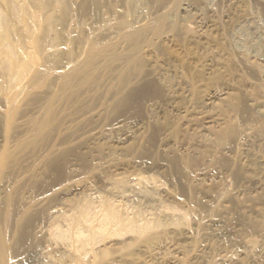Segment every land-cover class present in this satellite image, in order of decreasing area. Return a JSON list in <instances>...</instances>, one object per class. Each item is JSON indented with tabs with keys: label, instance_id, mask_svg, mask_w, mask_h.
I'll return each mask as SVG.
<instances>
[{
	"label": "rangeland",
	"instance_id": "374dc122",
	"mask_svg": "<svg viewBox=\"0 0 264 264\" xmlns=\"http://www.w3.org/2000/svg\"><path fill=\"white\" fill-rule=\"evenodd\" d=\"M0 27L31 63L7 71L0 49V196L14 193L17 249L0 263L264 264V0H0ZM100 41L121 60L100 57L69 97L67 74ZM126 55L142 73L123 82ZM49 106L58 124L23 149ZM85 206L84 240L107 208L140 231L96 229L78 252L71 219Z\"/></svg>",
	"mask_w": 264,
	"mask_h": 264
},
{
	"label": "bare ground",
	"instance_id": "6f19581e",
	"mask_svg": "<svg viewBox=\"0 0 264 264\" xmlns=\"http://www.w3.org/2000/svg\"><path fill=\"white\" fill-rule=\"evenodd\" d=\"M175 10V9H174ZM164 20H165V18L163 17V16H161V17H158V18H156V19H154V20H152V21H150L149 23H148V25L149 26H151V28H153V27H155V28H159L161 25H162V23L164 22ZM153 30H155V29H153ZM139 32L140 31H135V30H132V29H130V30H128V32H127V35H126V33L124 32V36H127L128 38H134L133 36H136V35H138L139 34ZM251 44V43H250ZM245 45V44H244ZM254 45V44H253ZM109 45H107V44H105V43H103L102 41H100V42H98L93 48H92V50L90 51V54H89V56H88V58L86 59V62L85 63H83L82 65H77V66H74L73 68H72V70L71 71H69V73L67 74V77H66V81H65V83H64V87H68V86H70V92H68V94H69V97H70V95L71 96H73V94L75 93V82L76 81H78L79 80V77H83V78H81V79H83L82 81H78V83L80 84V87H81V85L84 87V86H87L88 84H90L93 80H92V74L93 73H90V72H87V70L88 69H91V67H93V64H95V62L98 60V59H100V57H105L106 55H108V57H106V58H104V60L105 59H107L108 60V58H110L109 60H108V65H111L112 63H115V62H118V60H121V59H119V58H117V56H113L112 55V50H111V48H109L108 47ZM242 47V46H241ZM1 48H6V52H5V50H2V53H4V55H3V57H2V66H3V68H5V69H7V71H15V72H18V71H20L22 74H23V72H28V70L31 68V63L28 61H23V62H19V60H17L16 58H15V51L12 49V50H10V47L8 46V43H7V33H6V30H2L1 29V27H0V49ZM244 50H247L248 51V47H242ZM17 53V52H16ZM110 54H111V56H110ZM254 56H257V58L259 57V58H261V59H264V52L262 51V53H258V51H254ZM131 55H129V56H125V61H126V68L125 69H121V70H119L120 72L118 73V77H119V79H121V81H123L124 82V80H126V81H128V79L130 80V78L132 77V75H133V73H135V75H137V74H139L140 72L142 73V71H140V66H138L139 64H138V61L136 60V59H134V58H132V56L130 57ZM124 57V56H123ZM122 58V57H121ZM123 59V58H122ZM27 60V59H26ZM106 60V61H107ZM32 62V61H31ZM105 63H107V62H105ZM34 65V64H33ZM107 65V67H109ZM33 68V67H32ZM35 68V67H34ZM33 68V69H34ZM37 69V68H36ZM107 69V68H106ZM93 71V70H92ZM26 72V73H27ZM36 72V71H35ZM85 72H87V73H85ZM11 73V72H10ZM38 73V72H37ZM84 73L86 74L85 76H83L84 75ZM89 73V74H88ZM25 74V73H24ZM35 74V73H34ZM88 74V75H87ZM30 75V74H29ZM38 74H35L34 75V77L32 78V80H31V82L32 81H34V80H36L37 79V77L40 75H38ZM94 79V78H93ZM96 80V79H95ZM98 80V79H97ZM95 82V81H94ZM77 84V83H76ZM79 84H78V87H79ZM91 85V84H90ZM96 85V84H95ZM82 87V88H83ZM77 88V87H76ZM95 88V87H94ZM81 89V88H80ZM79 89V90H80ZM76 91H77V89H76ZM67 93V92H66ZM76 95V94H75ZM7 100V99H6ZM54 100H56L55 98H54ZM53 100V101H54ZM9 101V100H8ZM127 101V100H126ZM8 103V102H7ZM126 103V102H125ZM128 103V105L126 104V106L128 107L129 106V101L127 102ZM8 105L9 106H7V107H10V110H9V112H8V116H7V118H6V122H8V123H12V121L14 120V117L16 116V110L15 109H13V108H11V100L9 101V103H8ZM124 108H125V104H124ZM8 109V108H7ZM6 112V111H5ZM4 113V112H3ZM203 114V113H202ZM31 119V118H30ZM57 118H55V112H54V110L52 109V107L51 106H49L48 108H46V110H44V112H43V115H42V117H40V118H38L37 119V117L36 118H34V119H31V121H30V125H31V128H32V130H31V132H32V140H30V141H26V139L25 140H22L21 142H20V145H21V147L23 148V149H33V148H35V147H37L39 144H40V142L42 141V140H44L45 139V137H47L49 134H50V132L53 130V128L54 127H56V124H58V123H56V122H58L57 120H56ZM30 139V138H29ZM20 147V148H21ZM27 151V150H26ZM24 152V151H23ZM32 152V151H31ZM10 150L8 149V150H6L4 153H3V155H2V157L0 158V167L1 168H5V167H10V166H8V158L10 157ZM63 162V161H62ZM9 163H10V161H9ZM53 163V162H52ZM11 165V164H10ZM56 166V165H55ZM12 167V166H11ZM43 189V188H42ZM3 194V193H2ZM15 199H14V193H10V194H3V196H0V217L1 218H3V220H4V222H2V223H4V226L2 225L1 227H0V258H3L4 259V257H6V256H10V254L12 253V254H14V251L15 250H17V249H15L14 251H13V249L10 247H8L9 246V244H8V242H7V235L8 234H10V233H8V223H10V220L12 219V217H13V215L15 214L14 213V211H15ZM2 203V204H1ZM89 205V204H88ZM109 205V204H108ZM107 206V205H106ZM107 207H111V206H107ZM107 207H105L104 206V208H107ZM22 211H23V213H22V211H19V212H21L19 215L21 216V218L22 219H26V216H25V214H24V210L23 209H21ZM104 210V209H103ZM115 210V209H114ZM114 210H112V208L111 209H109V208H107L106 210H104V213H105V215H104V220H105V222H104V224H103V226L100 228V227H92L93 229H94V232L93 231H89L88 229V231L89 232H92V234H90V235H87V237H86V240H84L83 238H82V235H85V234H82L83 232H81V230L79 229V227L78 226H80L79 225V223H80V220L83 218H87V219H91L92 218V216L93 215H95V213L93 214V211L90 209V206H85V207H82V208H79V211L75 214V216L74 217H72V219H71V229H72V234L74 235V239H76L75 240V243H77V246L75 245V250L76 251H78V252H80V249L81 248H83V247H85V243H87V241H89V243L91 242L90 240H92L93 239V237H95V234H96V231H98V232H100V233H105V230H106V233H108L109 235H112V234H114V233H112V234H110V232L109 231H111V232H113V230H111V229H106L107 228V226H113V227H116V231L118 232H120V236H121V232H123V231H131V232H138V229H139V226L137 227V224H135L133 221L132 222H130V223H126L125 221H124V219H122V217L121 216H118L117 215V213H115V211ZM25 211H27V210H25ZM96 211V210H95ZM18 212V213H19ZM28 212V211H27ZM97 212V211H96ZM97 214H98V212H97ZM19 215H18V218H19ZM15 216V215H14ZM95 217H96V215H95ZM94 217V218H95ZM21 218L19 219V220H21ZM29 218H31V217H29ZM82 219V221L83 222H85L86 220L84 219L83 220ZM101 219H102V217H101ZM103 220V219H102ZM102 220H101V222H102ZM23 221V220H22ZM89 221V222H88ZM87 222L88 223H90L91 221L90 220H88ZM93 221V220H92ZM100 221V220H99ZM25 222V221H24ZM99 223V225L100 224H102V223ZM128 222V221H127ZM136 222V221H135ZM22 223V222H21ZM27 223V222H26ZM25 223V224H26ZM30 223V222H29ZM29 223H27L26 225H28ZM88 223H86V225L88 224ZM92 223V222H91ZM126 223V224H125ZM19 224H20V222H19ZM18 224V225H19ZM22 225V224H21ZM25 225V227H27ZM24 226V225H23ZM92 226V224L90 225V227ZM16 227H18V226H16ZM15 228V227H14ZM69 228V229H70ZM92 228H91V230H92ZM99 228V229H98ZM70 229V230H71ZM97 229V230H96ZM147 229V225H145V226H142L141 227V231H145ZM23 230H25V229H23ZM70 230H68V231H62V230H57L56 232H57V235L56 236H58L59 237V240H62V241H65V240H68V238H69V231ZM96 230V231H95ZM26 231H27V228H26V230H25V233L24 234H26ZM29 231V230H28ZM139 231H140V229H139ZM86 232V231H85ZM84 232V233H85ZM28 233V232H27ZM88 233V232H87ZM31 234V233H30ZM108 234H106V235H108ZM72 235V236H73ZM116 235H119V234H116ZM24 237H26V235L24 236ZM57 237V238H58ZM109 237V236H108ZM15 238V237H14ZM71 238V237H70ZM97 238V237H96ZM99 238V237H98ZM97 238V239H98ZM106 238V237H105ZM21 239H22V237H21ZM73 239V240H74ZM83 239V240H82ZM23 240V239H22ZM72 240V241H73ZM95 239H93V241H94ZM92 241V242H93ZM21 242H23V241H19V244H21ZM17 244V243H16ZM74 244V243H73ZM87 245H89V244H87ZM21 245H19V246H17V247H20ZM22 246H23V244H22ZM21 246V247H22ZM16 247V246H15ZM20 249V248H19ZM75 250H74V252H75ZM82 250V249H81ZM8 256V257H9ZM7 258V257H6ZM10 258V257H9ZM8 258V259H9ZM12 258V257H11ZM5 261H6V259H5ZM8 261V260H7ZM2 263H3V261H1ZM2 263H0V264H2ZM5 263V262H4ZM7 263V262H6ZM5 263V264H6ZM12 263V262H11ZM79 264V263H78Z\"/></svg>",
	"mask_w": 264,
	"mask_h": 264
}]
</instances>
